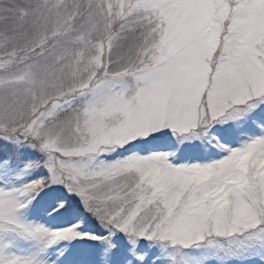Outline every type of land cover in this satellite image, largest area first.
<instances>
[{"label": "snow or ice", "instance_id": "snow-or-ice-1", "mask_svg": "<svg viewBox=\"0 0 264 264\" xmlns=\"http://www.w3.org/2000/svg\"><path fill=\"white\" fill-rule=\"evenodd\" d=\"M0 264H264V0H0Z\"/></svg>", "mask_w": 264, "mask_h": 264}, {"label": "rangeland", "instance_id": "rangeland-1", "mask_svg": "<svg viewBox=\"0 0 264 264\" xmlns=\"http://www.w3.org/2000/svg\"><path fill=\"white\" fill-rule=\"evenodd\" d=\"M45 198H47V197L45 196Z\"/></svg>", "mask_w": 264, "mask_h": 264}, {"label": "trees", "instance_id": "trees-1", "mask_svg": "<svg viewBox=\"0 0 264 264\" xmlns=\"http://www.w3.org/2000/svg\"><path fill=\"white\" fill-rule=\"evenodd\" d=\"M46 199V198H45Z\"/></svg>", "mask_w": 264, "mask_h": 264}]
</instances>
